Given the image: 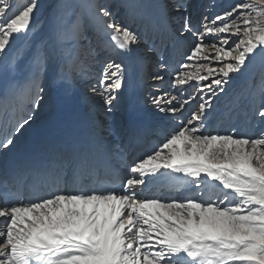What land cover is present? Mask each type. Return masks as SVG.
I'll return each mask as SVG.
<instances>
[{
	"label": "snow or ice",
	"instance_id": "1",
	"mask_svg": "<svg viewBox=\"0 0 264 264\" xmlns=\"http://www.w3.org/2000/svg\"><path fill=\"white\" fill-rule=\"evenodd\" d=\"M38 9V0L19 5L0 0V59L8 57L15 39L34 30ZM171 9L179 14V36L188 42V52L175 67L161 58L152 79L164 81L168 73L172 90L157 88L150 102L158 112L172 114L179 127L131 163L97 142L38 168L13 170L0 184V264H264V130L204 131L211 100L201 95L203 102L189 111V96H195L184 87L199 93L207 88L215 96L225 92L230 74L243 76L256 57L264 60V0H234L212 15L209 7L195 25L185 0H174ZM159 14L168 19V7L160 5ZM74 15L65 23L58 11L53 27L61 78L68 82L84 76L89 57L96 55L83 16ZM140 16L142 22L151 20L148 13ZM90 26L108 37L109 55L91 90L111 111L123 86L122 57L141 43L155 52L154 42L162 37L154 22L151 36H142L104 7L90 16ZM47 59L41 54L33 61L29 93L35 89L36 106L43 98ZM261 73L253 116L264 122V65ZM6 116L5 107L0 120ZM30 119L15 121L14 129ZM12 144L5 136L0 149ZM162 188L182 195L162 196Z\"/></svg>",
	"mask_w": 264,
	"mask_h": 264
},
{
	"label": "bare ground",
	"instance_id": "2",
	"mask_svg": "<svg viewBox=\"0 0 264 264\" xmlns=\"http://www.w3.org/2000/svg\"><path fill=\"white\" fill-rule=\"evenodd\" d=\"M167 2L168 1H166L165 4H167ZM83 4L84 2L82 0H79L78 3L75 4V7H80ZM129 4V0L123 2V5L121 4L123 7L122 17L124 20L122 25H126L131 28V26L133 27L136 23L139 26L144 23V27L147 26L149 29H152V23L154 22L159 27V36L162 37L163 40L162 42L161 38H157L154 42V46L157 47L161 46V44H164V47H166V49L162 60L164 63L175 67L174 62H172V57L175 59L176 56V61H181V54H183V50L185 51L187 49V46L189 47V44L184 37H181V39L177 40L171 36L173 29H171L169 21L174 19V17L169 16L168 19H165L164 17L158 15L156 18L151 17V24L149 23V20L146 19L142 22L141 20H139V18H141V13L136 11L137 14H134V11L131 12L127 7V5ZM95 11L96 10L94 9L90 10V8L86 6L85 13L87 14L86 17L89 21L88 29L90 30V36L88 37H98L101 48L99 54L96 55V58L99 57L98 62H102V65L99 66L100 69L98 70H96L95 68V74H85V76L88 75V77L86 78L87 81L79 77L78 80L74 79L71 82H68L65 79L61 78V69L63 66V61H61L60 68L53 71L54 75L47 80L46 84L43 83V86L46 85V90L50 94L49 102L47 101L43 104V109L49 112V115L45 120L38 121L37 124H31L29 122V124H25L26 126L24 125L23 128H20L19 131H16L14 129L15 121L21 120L22 117L27 118L28 116H30L29 111H27L29 110L27 103H32L34 101L33 98L35 95V89H31L30 94L28 86L31 77L29 76V74L32 73L34 67H31L26 71L25 78L23 79L22 83H18V81L15 80L12 75L11 69L9 68H6L7 70L4 73L0 72V112L3 111V108H7V116L3 120H0V140H3L5 136L9 135L13 139V144L10 145L7 149H0V181L2 179H9V174L13 170L38 168L41 164L47 163L48 161L59 157L60 155H62L61 152H63L66 148L73 147L74 144L77 145L75 150H81L93 145L94 143L102 142L112 152L117 153L118 157L122 158L124 162L131 163L137 157L143 155L146 150L160 143L163 139L164 134L174 128L173 126H171V124H168L172 120V114L165 115L158 112L156 109H154L156 110V116L154 118H138L141 115H147V109L151 108L150 106H148L147 102L145 103L143 102L144 100L142 101V91L145 89L142 78L151 72V65L149 66L147 61L143 60V56H139V49L142 47L140 46V48H136V50L130 56L122 57L126 69L123 86L125 82L127 83L124 87L122 86V89L119 93L121 95V91L128 90L130 91V95L127 93L125 94V102L122 108L116 103H114L113 105L114 108L117 107V109L120 110L122 114H127L126 111H128L131 117L127 118L125 121H122L114 128H106V131L103 133L101 132V129L100 132L95 133L93 131V124H91V122L89 121L86 112L88 111V107H93V104H91L93 99L102 102L100 101L102 100V98L92 90L87 93L86 91H84V88L91 87V85H89L90 83H96L95 77L98 76L103 66V61L109 55V49L107 47L108 37L103 35V33L97 36V34L93 31V28L90 26V16L94 15ZM164 20L168 24L164 22ZM166 28L169 29L166 30ZM102 37L104 38V43L102 41ZM146 53H148V55L154 54V52L148 51ZM141 57L143 58L142 60L140 59ZM131 62L132 64L136 65V69H132L133 72H131L132 70L128 71V67L132 66ZM52 66V62H47L44 71L51 72ZM45 72L43 73V77H45ZM164 75V81H156L150 77L151 79L149 82H152L153 84H148L150 85L149 89L151 90V92L148 93L149 99L150 94H156L157 88H160L161 91L165 89L172 90L169 88L168 83V81H170V76L166 72L164 73ZM15 81L16 83H13ZM202 83L205 84L206 82ZM190 84L192 83L190 82ZM79 85L81 86V90H79L78 88ZM184 87L188 88L189 93H191V88L188 85H185ZM24 89L26 90V93L24 94L23 99V94L21 93V91ZM75 93L79 94V99L74 104L75 110L70 111L67 104L71 102V99ZM197 94H199V92H195L196 96H198ZM201 94L204 95L205 100H208L211 96V94L207 92V88H205V92ZM239 98L240 94L236 98L235 96H233L225 105L223 102H221L219 106H222L223 110L219 112L214 110L212 100L210 99L211 105L208 109V117L214 116V118L212 121H206V127L203 130L212 133H224L230 131V129L237 128L238 132L240 129H243V135L258 134L261 130H264V122L261 121V118L256 128H252L250 126V124H252L253 120L256 117L253 116V112L258 106L253 102L250 105L248 104L249 106L247 107V110H249L247 113H244L245 117L239 118V114L244 112L243 109L241 110L242 107L239 105ZM198 101L199 99H197V97L192 101H189V104L186 106V108L189 111L192 110V107L195 106V103ZM148 102H150V100H148ZM96 105L97 104H94V106ZM97 106L100 107V103ZM230 110H234L232 112V114L234 115L227 114V112H229ZM69 113H71L70 117L65 119L64 117ZM187 114L188 112L182 113L185 118L187 117ZM97 121H99V119H97ZM172 122L175 123V125L177 126L176 128L179 127L178 122ZM208 125H211L212 127L210 126L211 128L208 129ZM99 126L100 125L98 122L95 127L97 128L96 131H99ZM30 130L31 134L28 135L27 133H29ZM136 133L138 134L139 138L141 136L142 137L137 140L135 145L136 147L133 148ZM123 143H126L127 145H123ZM70 144L71 147H67ZM177 175L181 176L182 174ZM153 188L156 187L153 186ZM160 194L166 197H179L182 195L176 194L175 192H170L167 188L160 189ZM3 219L4 218H0V222H2Z\"/></svg>",
	"mask_w": 264,
	"mask_h": 264
},
{
	"label": "rangeland",
	"instance_id": "3",
	"mask_svg": "<svg viewBox=\"0 0 264 264\" xmlns=\"http://www.w3.org/2000/svg\"><path fill=\"white\" fill-rule=\"evenodd\" d=\"M78 1L79 0H38L39 9H38V11H36L34 13V19L32 22L33 25L35 26L34 30L31 31L26 38L21 36L20 38L15 39L10 45L8 57L0 59V72L1 73L6 72V70H7L6 68L11 69L12 75L15 78V80L18 81V83H22L23 79L25 78L26 71L29 68L34 67L33 61H34L36 56L41 55V54L46 55L48 57L47 62L53 63L51 72H45L44 71L45 77H42V87H43L44 91L42 92L43 94L41 93V96L43 98L39 101L38 106H36L34 101L32 103L31 102L27 103L28 107H29V110H27V111H29L30 116L32 117L29 120V122L31 124H37L38 121L45 120L49 115V112L47 110L43 109V104L46 103L47 101L49 102L50 94L46 90V85L43 86V83L46 84L47 80L54 75L53 71L58 70L60 68V64L62 61V59L60 58V56L58 54L59 48H58V45L56 44L54 34H53V27H54L55 16H56L57 12L60 11L63 13L65 23H70L71 20L75 19L74 12L80 13L83 16V20H84L83 27H84V34L86 37L90 36V30L88 29L89 21L86 17L87 14L85 13L86 6L87 7L90 6L89 7L90 10L91 9L96 10L97 7L107 8L108 11L112 14V19H114L116 22H118L120 24H122L124 21L123 17H122V12H123L122 11L123 10L122 5H123V2H126L127 0H82L84 2L85 6L83 4V5H81L83 7H81V6L75 7V4L78 3ZM129 1H130V4L127 5V7L129 8V10L131 12L134 11V14H137L136 11L139 13H148V14H150L151 17H155V18L158 15H160L159 14V6L163 5V4L165 6H167L168 11H169V16L174 17V19L169 21L171 29H173V31L175 32V35H174V32L171 30L172 31L171 36H173L177 40L181 39V37L179 36V29H180V20L178 19L179 14L174 12L172 9H170L174 0H129ZM166 1H168L167 4H165ZM14 2L19 5V4L24 3L25 0H14ZM185 2L188 5V12L191 14V22L193 23V25H195L198 23L201 14L205 13V10L207 8H209V7L211 8V11L208 12V15H212L214 12H222L224 10V8L228 7L231 3L234 2V0H185ZM130 7L132 8V10ZM139 20H141V18H139ZM146 20H148V19H146ZM164 22H166V21L164 20ZM149 23L151 24L150 20H149ZM176 25H177V27H176ZM131 29L139 32L141 35H144L145 32H147L149 36H151V34H152V29H149L147 26L144 27V23H142L141 26H139L136 23V24H134L133 27L131 26ZM88 38H90L91 47L93 49H95L96 55H98L100 48H101V45L99 44V41H98L99 40L98 37L94 36V37H88ZM102 41L104 43L103 37H102ZM82 43L87 46L89 44V39L82 41ZM149 44H152L151 40H149ZM140 46H142V47L140 48ZM148 46L149 45L141 43L137 48H140L139 53H138L139 56H143V58H144L143 60L147 61L149 66L151 65V69H150L151 72L149 74L146 73L147 75H145V77L142 78L143 85H145V89L142 91V93H143L142 101L144 100L143 102H145V103L147 102L148 106H150L151 108L147 109V115H141L138 118L141 117V118H146V119H150V118L152 119L156 116V112H155L156 110H154L155 106H153L151 104V102H148V100H150L148 93L151 92L149 87L151 84H153L152 82H149V81L153 77V75L158 71V68L156 66H157L158 62L161 61V58L163 59L166 47H164V44H161V46L156 47L157 51H155L154 54L148 55V53H146L147 52L146 48ZM187 52H188V46H187V49L185 51L183 50V54H181L182 56L180 57L181 60L183 59L184 55ZM96 55H95L94 60L92 57H89L90 60L88 59V61H87L88 70H87L86 74L88 73V75L95 74V72H94L95 68H96V70H98V69H100L99 66L102 65V62H98L99 57L96 58ZM176 58H177L176 56H175V59L172 57V62H174L175 66L178 65V62H180V61H176ZM131 65L132 66H129V67L127 66L128 71H130L132 69L133 70L136 69L135 64H132V62H131ZM262 65H264V60H262L261 57L258 56V57H256L254 64L249 66V69L245 72V74L243 76H241L239 74H230L232 79L227 85L224 86L225 92L218 93L215 96L211 95L209 98L212 100L214 110H216L218 112L222 111L223 110L222 106H219L220 103L223 102L225 105L230 101V99L233 96H235V98H236L239 94H240V98L238 99V101L240 102L239 105L242 107L241 110L243 109V111H244V112L239 114V118L245 117L244 113L248 112L249 109L247 110V107L250 104H252V102L255 105H258L259 100L256 96V90H257V87H258L259 82L261 80V75H262L261 66ZM133 70L131 72H133ZM88 75L87 76H85V75L81 76V79L87 81L86 78L88 77ZM29 76H31V73L29 74ZM95 78L97 79V77H95ZM215 78H219V77H215ZM75 79L78 80L79 77H76ZM16 81L13 83H16ZM209 81L210 80L203 81V82H206L204 85L209 84L210 83ZM126 83L127 82L124 83V86ZM191 83H197V82L193 81ZM93 84L94 83H90L89 85H91V87H92ZM148 84H150V85H148ZM16 85H18V84H16ZM91 87L84 88V91L89 93L91 91V89H90ZM21 88H24V87H21ZM28 88H29V86H28ZM78 88H79V90H81L80 85L78 86ZM32 90H33V88H32ZM19 93H20V91H19ZM21 93L23 94L22 98L24 99V94L26 93V90L25 89L22 90ZM126 93L130 95V91H128V90L121 91V95L119 93L118 99L113 102V105H114V103H116L122 108L124 106L123 104L125 102V96H126L125 94ZM200 94L201 93L197 94L198 96H196L195 92H192V90H191V95L195 96V98L197 97V99H199V101H200L199 96L203 95V94H201V95ZM192 100L193 99L191 98V96H189V101H192ZM100 101H102V102H99L98 100L93 99L92 103H91V104H93L92 105L93 107H88V111L86 112L87 116L89 118V121L91 122V124H93L92 127H93V131L95 133L100 132V129H101V132L103 133L106 131V128H114L116 125H119L122 121H125L127 118L131 117V115L129 114L128 111H126L127 114H122V112H120V110H118L117 107L114 108V106H113L112 110L109 111L108 106L104 104L103 100H100ZM99 103H100V107L97 106ZM94 104H97V105L94 106ZM195 104L197 105V102ZM196 105L192 107V110H194L196 108ZM108 111H109V113H108ZM233 111L234 110H230L229 112H227V114L230 115V114H232ZM111 114H113L114 116ZM232 115H234V114H232ZM213 118H214V116H210V117H208L207 121H212ZM97 119H99V121H97ZM259 120H260V118L257 115L255 117V119L253 120L252 124H250V126L252 128H256V126L259 123ZM172 121L173 120H171L170 123H168V124H171V126L176 128L177 126ZM98 122L100 125L99 131H96L97 128H95V127H96ZM210 126L211 125L207 126L208 129L212 127V126L211 127ZM242 130L243 129H240L238 132V130L236 128V129H230V131H227V132H229V133L238 132L239 134H243L244 131H242ZM27 134L30 135L31 130ZM213 134H215V133L213 132ZM125 144L126 143H123V145H125ZM182 175H181V177H183ZM185 179H187V178L185 177ZM152 191L153 192L156 191V188L152 187ZM146 194L150 195V192H147ZM176 194L180 195L181 193H176Z\"/></svg>",
	"mask_w": 264,
	"mask_h": 264
}]
</instances>
